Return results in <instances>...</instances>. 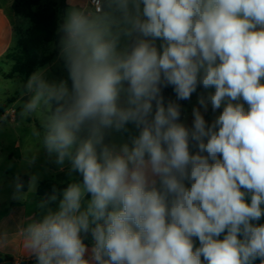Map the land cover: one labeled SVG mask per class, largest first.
<instances>
[{
	"label": "clouds",
	"instance_id": "clouds-1",
	"mask_svg": "<svg viewBox=\"0 0 264 264\" xmlns=\"http://www.w3.org/2000/svg\"><path fill=\"white\" fill-rule=\"evenodd\" d=\"M56 31L71 84L14 80L19 120L39 121L23 159L44 149L82 179L0 246L18 236L35 264H264V0H67ZM169 86L201 89L191 125Z\"/></svg>",
	"mask_w": 264,
	"mask_h": 264
},
{
	"label": "rangeland",
	"instance_id": "rangeland-1",
	"mask_svg": "<svg viewBox=\"0 0 264 264\" xmlns=\"http://www.w3.org/2000/svg\"><path fill=\"white\" fill-rule=\"evenodd\" d=\"M53 5L56 12L57 27L61 21L65 10L67 8V0H47L41 3V6ZM37 8L34 7L33 11ZM20 27H28L24 32L22 29L15 30L16 44L13 48L0 60V104L5 105L3 115L7 116V121L0 124V200L13 198V194L16 191V184L19 182L17 178L20 176L27 177V197L36 196V189L40 183H47L53 186L65 184L71 180H81L82 177L78 173H72L69 175L70 165L65 162L63 166L55 163V156L49 157L44 149H41L37 160L34 164L28 165L24 159L23 154L26 152H36L38 150V140L32 133L34 128L39 127V121H20L18 118V106L20 104L19 92L14 87V80L24 82L28 77L38 69H46V78L50 81L68 80V71L65 66L64 60L59 54L58 39L41 46L37 50L39 58L48 57L49 60L44 65L37 67L30 75H12L7 78L11 70L13 61L12 56H15L19 52L17 42L20 38L25 37L26 33L32 27L30 21L21 16L19 17ZM69 85L71 81L68 80ZM198 94H193L192 99L184 105V115L182 121L191 125L192 121V109L197 104ZM11 100V102H9ZM222 110V109H221ZM220 110H218L219 112ZM213 113L211 106L209 105L208 112L205 113V119L211 120ZM130 130L134 133L135 130L132 126H129ZM129 133H117L113 132L108 137L109 142H113L117 145L128 139ZM33 175L38 177L37 183L34 189L29 191V181ZM22 193L23 190L21 191ZM40 198V196H39ZM46 196L43 197L45 199ZM0 209H2L0 207ZM264 223V219L260 221ZM222 238V237H221Z\"/></svg>",
	"mask_w": 264,
	"mask_h": 264
},
{
	"label": "trees",
	"instance_id": "trees-1",
	"mask_svg": "<svg viewBox=\"0 0 264 264\" xmlns=\"http://www.w3.org/2000/svg\"><path fill=\"white\" fill-rule=\"evenodd\" d=\"M47 0H11V8L16 16H23L27 18L32 27L26 33L25 37L20 38L17 42L19 52L11 57L13 61L11 70L6 74L7 78L12 77V75H30L37 67L44 65L48 62L49 58H39L37 50L56 39L57 36V22H56V12L53 5L41 6V3ZM37 9L33 11V8ZM201 89L198 88L197 93L199 94ZM162 94L165 98V102L172 100L181 105V120L184 115L183 106L186 105L190 100H177L176 95L171 86L166 87L162 90ZM11 102V100H9ZM5 109L4 104H0V117L3 115ZM73 180L58 186H53L45 182L40 183L36 189V195L40 197L48 196L53 188L57 190H63L67 187L68 183ZM19 182L22 183L23 187L21 190L25 191L27 188V177L20 176Z\"/></svg>",
	"mask_w": 264,
	"mask_h": 264
},
{
	"label": "crops",
	"instance_id": "crops-1",
	"mask_svg": "<svg viewBox=\"0 0 264 264\" xmlns=\"http://www.w3.org/2000/svg\"><path fill=\"white\" fill-rule=\"evenodd\" d=\"M11 0H0V60L13 48L16 44L15 30L17 27L24 32L28 27H20L19 17L16 16L11 8ZM22 191V190H21ZM27 194L28 189L23 191ZM43 197L29 196L26 200L21 201L13 198L0 200V226L6 228L10 233H15L16 226L20 220L29 216L39 215L41 210L38 207ZM47 199V197L45 198ZM55 207V204L51 205ZM9 243L0 246V264H21L27 262L35 264V258L29 257L26 253H22L18 243V236L15 238L10 236ZM86 245L91 248V237L85 239Z\"/></svg>",
	"mask_w": 264,
	"mask_h": 264
},
{
	"label": "water",
	"instance_id": "water-1",
	"mask_svg": "<svg viewBox=\"0 0 264 264\" xmlns=\"http://www.w3.org/2000/svg\"><path fill=\"white\" fill-rule=\"evenodd\" d=\"M0 261H1V259H0ZM21 264H29V263H27V262H22Z\"/></svg>",
	"mask_w": 264,
	"mask_h": 264
},
{
	"label": "built area",
	"instance_id": "built-area-1",
	"mask_svg": "<svg viewBox=\"0 0 264 264\" xmlns=\"http://www.w3.org/2000/svg\"><path fill=\"white\" fill-rule=\"evenodd\" d=\"M33 260H35V259H33Z\"/></svg>",
	"mask_w": 264,
	"mask_h": 264
}]
</instances>
